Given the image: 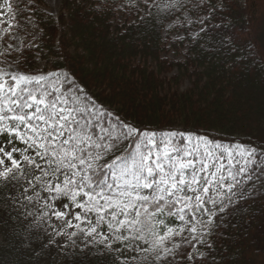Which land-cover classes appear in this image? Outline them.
Wrapping results in <instances>:
<instances>
[{"label": "snow or ice", "instance_id": "1", "mask_svg": "<svg viewBox=\"0 0 264 264\" xmlns=\"http://www.w3.org/2000/svg\"><path fill=\"white\" fill-rule=\"evenodd\" d=\"M117 7H143L142 20H169L193 44L207 37L202 50L234 56L230 70L264 72V44L236 34L249 0ZM35 11V0H0V264H240L227 241L264 199V141L127 121L44 59Z\"/></svg>", "mask_w": 264, "mask_h": 264}, {"label": "trees", "instance_id": "2", "mask_svg": "<svg viewBox=\"0 0 264 264\" xmlns=\"http://www.w3.org/2000/svg\"><path fill=\"white\" fill-rule=\"evenodd\" d=\"M35 3L36 43L44 59L70 68L91 95L127 121L158 132L207 131L225 144L264 141V72L230 70L235 57L202 50L210 48L207 37L193 44L185 34L167 48L162 29L169 20H142V10L119 26L115 0H106L102 12L94 11L97 0H61L56 19L41 10V0ZM237 15L239 41L264 44V0H249L247 11ZM184 41L182 59L162 57ZM184 80L188 86L181 88ZM248 210L251 219H236L240 228L227 243L240 244V264H264V199L250 201Z\"/></svg>", "mask_w": 264, "mask_h": 264}, {"label": "rangeland", "instance_id": "3", "mask_svg": "<svg viewBox=\"0 0 264 264\" xmlns=\"http://www.w3.org/2000/svg\"><path fill=\"white\" fill-rule=\"evenodd\" d=\"M60 1L61 0H41L40 8L44 13L53 17V19H56L59 15ZM122 2L123 0H115V5H114V11H115L114 22L119 23V26L124 22L125 23L133 22L135 19V15L138 14L135 11H132L130 13L128 11L119 9L117 5L121 4ZM142 10L143 7L141 8V11L139 13H141ZM169 23H166L164 29H162V35L163 38L166 40L167 48L170 47V42L180 40L178 39V37H184L185 34L191 36V33L188 32L187 30L184 31L182 27L177 26L175 28H169L168 27ZM30 31L39 33V27L37 26L35 29H30ZM186 42L187 41H184L183 45L180 46L178 50L171 48L169 51L164 53L162 57H167L168 59H172V60L182 59L183 57L182 54L185 51ZM186 86H188L187 80H184L180 83L181 88H185Z\"/></svg>", "mask_w": 264, "mask_h": 264}]
</instances>
